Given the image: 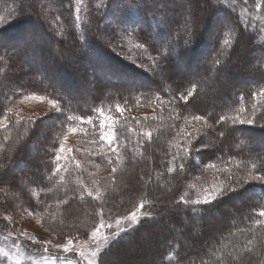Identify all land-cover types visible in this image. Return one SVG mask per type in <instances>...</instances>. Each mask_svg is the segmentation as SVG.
<instances>
[{
  "label": "trees",
  "instance_id": "16d2710c",
  "mask_svg": "<svg viewBox=\"0 0 264 264\" xmlns=\"http://www.w3.org/2000/svg\"><path fill=\"white\" fill-rule=\"evenodd\" d=\"M159 1L161 2L156 0H57L61 5L58 9L65 16L69 26L62 27L66 33L64 36L69 38L76 49L74 58L81 61L78 64L74 62L72 65L67 62L59 63L55 73H59L61 77L57 80L50 72H46L45 75L37 70L40 66L46 69L52 47L42 45L37 48V51H29L24 48H15L13 43H5L8 38L13 40L16 38L14 33L20 25L31 21L26 19L24 14L19 15V11L22 10L20 4L13 6L9 0H0V37L3 38L0 44L6 45L0 46V57H3L0 59V164L9 165L14 160L18 164H23L22 155L26 145H29L30 133L32 132L31 136H35L34 129L45 122H51L55 126L61 125L55 136L49 134V139L45 140L46 148L41 154H37L40 160L43 155L44 162L41 166L39 164V169L35 167L34 178L39 180V184L47 181L49 190L60 189L62 197L67 199L65 204L71 202L69 195L76 194L80 196V206L103 205L106 217H109L107 213L111 208L109 219H112L115 211H119L122 216L128 213V208L134 207L137 203V198H134L130 204L127 201L118 202L124 188L119 184L116 186L115 178L119 174L122 179L121 175L130 166L134 167L149 155L150 158L159 160L158 164L154 162L155 169L146 178V189L150 187V190L154 192L153 197L147 195L149 193L147 190V194L145 193L150 198L151 209L154 211L151 215L154 219L143 222L138 231L133 232L121 241L120 245H117L118 247L124 243L128 245V247L124 245L121 247V255L125 251L123 248H132V245L140 242L141 239H138L141 236L148 235L150 225L161 219L157 212L163 208L164 202L160 199L167 197L173 208L169 213L179 218L183 217L186 229L195 227L193 232L189 233L181 227L180 231L174 230L168 241L162 240L165 245L157 247L156 256L161 253V258H157L158 261L155 264H264V218L257 216L264 207V194H262L264 182L252 181L249 178L245 186L250 184L251 188L240 197L229 194L217 197L210 205L192 203L197 200L202 202L209 192H219L221 188L228 189L229 186L235 187L234 182L246 175L253 162L259 165L260 159L257 155L264 159V148L259 149L256 147L259 145H253L254 142L264 145L261 142L264 141V129L260 127L264 125V118H261L264 117V94H258L264 89V75L257 70L264 69V0H260L258 4L255 0L252 3L248 1L249 11L244 10L247 7L241 6L238 0H211L213 7L207 8L208 11L211 14H224L225 22L215 26L209 46L207 40L203 41L201 37L202 27L197 21L189 25L187 39L183 37L181 39L180 35H184L186 27L177 30V27L172 25V22L180 16L173 9L169 10L170 0ZM159 4L169 12L172 11L170 15L165 13ZM238 6L239 11L234 12ZM114 12L117 15L113 14ZM55 13L54 15L57 16ZM95 13H98L100 18L95 16ZM98 18L101 28L98 26L99 29L96 31L94 22ZM44 22L43 24L47 25L46 19ZM148 24L154 28L155 34H152L149 28H145ZM48 28L54 34L55 45L60 44L61 40L65 41L63 36L55 35V28L53 29L49 23ZM31 29V34L39 35L38 30ZM241 33L251 38L250 48H257V54L253 57L256 61L252 64L255 67L252 76L260 80L258 82L239 81L240 85L234 88V91L228 93L229 90H227L224 94L220 92L216 94L212 92L216 87L214 84L222 83L220 75H226L223 70L233 57L239 41L237 37H240ZM100 34L105 36L102 37L105 41L100 38ZM129 35L130 38H128ZM189 37H191L190 43L185 47V40ZM169 43L175 44L174 50H177L173 61L177 60L181 63L189 59L186 55L190 52V58H193L192 55H195L203 44L207 48V61L204 65L207 66V71L212 69L213 75H218L217 82L215 77L208 79L206 76L209 73L203 72L202 69L194 76L187 74L185 70L186 67L189 68L188 61L183 63L185 66L182 65L180 69H176L177 64L174 65L172 62L174 51L172 52ZM137 45H143V47H137ZM84 47H88L89 53L96 60L101 59L102 63L109 62L106 65L111 70L125 72L122 74L128 72L131 75L139 74L149 84L136 85L135 88L128 89L127 86L123 87L127 82L119 79H112L106 83L97 74H91L86 69L85 66L89 62L83 59ZM153 58L159 62V68L156 71H154ZM216 59L220 60L219 64L214 63ZM36 62L40 65H36ZM202 66L203 64L198 69ZM24 69L23 74L29 75L22 79L23 75L22 73L19 75V71ZM79 71H82L84 75L77 76L75 72ZM229 73L233 72L229 70L227 74ZM244 76L246 79L247 75ZM152 78L155 79L152 80ZM56 80L58 84L55 83ZM3 81H7L6 85L2 84ZM225 81V84H228V79ZM48 84H54L55 87L46 88ZM193 86H195L194 94L188 97V102L185 103L180 97L193 90ZM82 87L87 92L82 94ZM26 95L40 96L57 102L64 115L60 116L59 113L54 112L45 119L23 117L16 121L10 118L14 103ZM209 95L219 98L220 101L218 100L216 107L206 106V98ZM157 96L159 100L156 99ZM117 104L124 109L122 114L116 111ZM143 108H147L149 112L134 115ZM97 109L103 110V116L96 111ZM153 110L152 114L150 111ZM108 115L115 121L113 130L119 145L113 146L117 147L119 163H117L116 153L109 152L107 142L100 140L99 120ZM253 115L256 117L255 125H241L239 122L233 125L231 120L217 123L220 116H239L241 119H246ZM53 116H59V119H53ZM68 116L73 119L68 120ZM195 116L206 119L195 120L193 119ZM88 117H92L96 123L95 130L91 124L86 123ZM82 120L85 122L82 123ZM105 124L108 126L106 120ZM69 128H77L86 141L84 143L87 147L82 154L83 157H80L74 148L69 149L67 156L59 155L60 135ZM154 128L158 129L151 133ZM239 129H251V132L242 133ZM221 131L225 132L224 136L219 135ZM148 133L151 134L150 137ZM207 139V143L201 144ZM159 141H162V145H158ZM35 145L28 147L34 146L36 151L41 146L39 143V147L37 143ZM153 147L155 151H149ZM57 155L60 157L59 161L56 159ZM109 159L112 163L108 162ZM181 163L184 164L182 170L179 167ZM27 165L30 166L28 163ZM113 167L117 169L115 174L112 173ZM169 168L173 170L170 172ZM9 185L13 189L12 192L21 193L20 195L25 199L21 202L23 205L20 202L14 205V202L4 200L3 196L10 191V188L0 183V188L5 189L0 192V206L6 203L7 211L5 212H11L22 220L38 208L40 218H59L58 203L38 204L33 192L27 193L25 189H21L22 187L15 188L14 180H11ZM114 189H118V192L113 195ZM88 191H92L93 197L99 192L102 200L89 197ZM125 192L129 193L126 188ZM181 197L189 203H183ZM21 199L20 197V201ZM233 200L236 204L238 203V206L231 203ZM30 203L33 205H29ZM226 203L227 207L235 210L232 213L233 218L224 216V213L228 211L221 206ZM18 205L22 207L20 213L15 210ZM245 205L246 212L241 216L239 208L243 209L242 206ZM219 208H221L220 211ZM84 217L86 221L80 217V221L73 222L77 229L71 228V233L69 230L61 236H56L55 232L51 233L52 241L63 243L69 238L85 236L83 233H87L99 219L96 213L92 216L84 213ZM256 218L261 219V226L254 223ZM175 220L170 221L171 225ZM215 221H217L216 227L213 226ZM13 223L18 224L14 221ZM20 226L25 233L26 229ZM5 227V223L0 218V250L2 252L8 246L16 244L14 237L4 239L2 232ZM206 235L208 237L205 238V243L201 245L192 243ZM26 243L27 241H23L22 247L25 248ZM42 244L44 246L46 243L42 242ZM45 252L47 253L48 250ZM235 257L240 259H234ZM154 261L144 255L138 264H151ZM0 264L33 263L17 262L8 255L0 254Z\"/></svg>",
  "mask_w": 264,
  "mask_h": 264
},
{
  "label": "rangeland",
  "instance_id": "374dc122",
  "mask_svg": "<svg viewBox=\"0 0 264 264\" xmlns=\"http://www.w3.org/2000/svg\"><path fill=\"white\" fill-rule=\"evenodd\" d=\"M156 1L161 2L159 0H156ZM248 1L250 3L254 2V0H238V3L241 6L247 7L244 10L249 11ZM255 1H256V4L261 2L260 0H255ZM9 2L13 3L12 4L13 6L14 5L17 6L18 4H20V7H22V10L19 11V15L24 14L25 18L30 20L31 22L26 23L24 25L23 24L20 25V27L17 28V32L14 33V36L17 39L15 38L13 40L11 38H8L6 39L7 41L5 43H13L15 45V48H20V49L24 48V50H29V51H32V50L37 51V48L42 45L52 47L53 49L52 53L48 56L46 72H50L51 75L53 77L55 76L57 80H59V77H61L59 73L57 72L55 73L56 68L59 63L67 62L69 63V65H72L74 62H76L77 64L81 62L80 60H76L74 58V53L76 49L73 47V45L69 41V38L64 36L66 35V33L63 31L62 27H66L67 22L65 20V16H63L58 9V8H61V5L60 3L57 2V0H54V1L53 0H9ZM210 3H211V0H210ZM159 5H160V8H163L161 4ZM169 7H168L169 10L173 9L180 16L176 19V21L172 22V25L175 28L177 27V30L178 29L181 30L183 27H186V32L184 33V35L183 36L180 35L181 39L182 37L183 39H187L188 34H189V25L191 23L195 24L197 21L200 27H202L201 37L203 38V41L207 40V45L209 46L210 44L209 42H212V36L214 34L215 26L223 24L225 22L224 14L222 13L211 14L208 11L207 6L205 5H201L199 8L193 9L194 17L187 15L186 9H188L189 6L185 4L184 0H170ZM174 8H176V10ZM169 10H166L165 8H163V11H165V13L170 15L172 11L169 12ZM241 10H243V8ZM237 11H239V6L237 9L234 10V12H237ZM54 13L57 16H55ZM113 14L117 15L116 12H114ZM245 15H249V14H245ZM95 16H99V14L95 13ZM99 18L94 22V28L96 29V31L99 28H101V24L99 23ZM45 19H46L47 25L43 24ZM50 20H52V22ZM48 23L52 26L53 29L55 28V33H56L55 35L58 37L59 35L63 36L65 41L61 40L60 44H57V45L53 43L54 34L48 28ZM31 28L38 30L39 35L31 34V30H32ZM145 28H149L152 34H155V30L151 26V24L146 25ZM102 37H105V36L100 34V38ZM130 37L131 36L129 35L128 38ZM133 37L134 36L132 34V39ZM250 39L251 38H249V36H245V35H243L239 39L235 52L233 51L234 54H233L232 59L230 61L228 60L230 62L229 65L226 66L228 62L225 64L226 68L223 71H225L226 75H220L221 82L224 84L222 83H220L219 85L217 83L214 84L216 87L214 88L212 92L216 94L219 92L224 94L227 90H229L228 93H230L234 88L240 85L239 81L246 80L247 82H251L254 80L255 82H258L260 80L259 78L252 76L254 72L253 69L255 68L252 65L254 61L253 57L254 55L257 54V48L256 47L250 48ZM102 40L105 41L103 38ZM88 45L92 46L91 43H88ZM168 45L169 47H171L172 52L174 51L172 53V62L174 63V65L177 64V66H175L176 69H180V66H182L183 63L185 64L188 61L187 64L189 68L186 67V70H185L187 74H191L192 76H194L196 72L202 69L204 70L203 72L209 73L206 76L208 79L210 78L212 79L213 77H215V80L217 82L218 75L214 76L212 69L210 71H207L208 68L207 66L204 65L207 61V52H206L207 48H205L203 44L196 51L195 55L194 54L192 55L193 58H190L191 52L189 53V55H186V57L189 59H187L185 62L183 61V63L177 62V60L173 61V58H176L173 56L176 55L177 50H174L175 44L173 45V43H169ZM83 59L89 62L85 66L86 69H88L91 74H97L98 77L101 80H105L106 83L112 79H119V80L127 82L123 87L125 88L127 86L128 89L135 88L136 85L144 86L145 84H149L145 82L146 81L145 78H143L139 74L131 75L128 71H127L128 72L127 74H122L125 72H120V70L119 71L113 70V69L111 70L110 67L106 65L109 62L102 63L103 61H101V59L100 61L96 60L93 57V55L89 53L88 47L83 48ZM172 62L170 61V63ZM201 64H203L202 68L198 69L199 66H201ZM36 65H40L39 62H36ZM229 70L232 71L233 73L227 74ZM19 72H20L19 75L21 73L23 75L21 77L22 79H24V77H27L29 75L27 73L23 74L25 72V69ZM75 74L79 77L84 75L82 71L75 72ZM245 74L247 75L246 79H244ZM154 79L155 78H152V80ZM226 79H228L229 86L228 84H225ZM57 80L55 81L56 84H58ZM159 80L161 81V79ZM6 82L7 81L5 82L3 81L2 84L6 85L5 84ZM151 83L153 85V82ZM69 85L71 84L69 83ZM85 92H87V90L82 87L81 93L83 94ZM218 100L219 98L214 97V95L212 96L209 95L206 98V103H207L206 106L209 108L216 107V104L220 101ZM153 107L155 108L154 105ZM54 112H55V109L53 108V101L46 100L45 98L40 97V96H35V95L27 96L26 95L22 97L21 99H19L16 103H14L9 117L14 118L16 121H19V119L23 117H30L33 119H38L39 117H42L43 119H45L47 116L51 115ZM148 112L149 111L147 108H143L137 111L134 115L137 116V115H141V113L146 114ZM150 112H152L153 114L154 110ZM202 118L206 119L204 117ZM113 121H114L113 119L106 120L108 126L105 127L104 131H109V132L113 131V125H114ZM60 126L61 125L55 126L51 122H45L39 128H35L34 129L35 136H31L32 132L30 133V140L28 144L35 145V143H37V146H38V143H39L41 146L40 147L38 146L39 148H37V150L35 151L34 146L28 147L29 145H26V148L24 149L25 150L24 154L22 155L23 164L21 163L18 164L15 160L11 164H9L10 167L14 168V171L11 172L9 176L5 177L6 181L14 180L15 188L20 189L22 187L21 189H25L27 193L33 192L34 195L36 196L38 204L45 205L48 203L49 204L58 203L59 205V218L58 219H54L51 217L40 218L41 214H40L39 209L37 208V209H34L36 212L35 211L32 212V214L34 215L29 214L26 216L25 219H22V220H20V217L15 216L11 212H5L7 211L6 203L3 204V206H0V210H1L0 218L3 220V223H5V226H6L2 232L5 237L4 239L13 238V237L16 239V244L8 246L6 249H4V252L7 253L8 257L10 258L12 257V259L17 262L30 261L33 264H77V261H79V264H87L86 260H84L81 257H78L74 252L72 251L64 252L62 248H57V244H66L67 241L63 243H54L52 241L51 233L55 232L56 236H61V234H65L68 230L71 233V228L77 229V226L75 225V223H73L74 221H80L79 220L80 217H82L83 221H86V218L84 217V213L90 216L96 213V216L99 219L97 224H99L100 218L98 216V212H99L100 206L96 207L94 204L87 205L86 207L80 206L79 205L80 196L76 194L69 195V200L71 202H69V204H65L64 202L67 201V199L62 197V192L60 189L51 188L49 190L50 186L47 181H42L39 184V180L37 178H34V175H35L34 173L36 170L35 167H38L37 169H39V164L41 166L42 163L44 162L43 155H41L42 160H40L39 158H37V154H41L43 152V149L46 148L45 140L49 139V134L50 136H55V133L59 131ZM70 129H75V131H72ZM157 129L158 128H154L151 131V133L155 132ZM60 137L61 138L58 144V151H59L60 156L63 157L62 154H64L65 156L69 155V149L74 148V150L77 153H79V156L83 157L82 154L84 153L85 148L87 147L86 143H84L86 141L79 134L77 128H69L68 130H66V132L64 131L60 135ZM207 142H208V139L202 141L201 144H205ZM261 142L264 143V141H261ZM158 145H162V141H159ZM253 145H259V146H256V147H259V149L264 148V145H260L255 142L253 143ZM208 148H209V145L207 146V149ZM149 151H155V148L154 147L150 148ZM154 162L158 164L159 160L154 157L150 158V156L147 155V158L142 159L138 164H135L134 167L133 165L130 166L127 169V171H125L121 175L122 179L119 177V174L117 175V178H115L116 186L119 184L121 185V187L123 186L124 188L122 192L120 193L121 196L118 199L119 203H123L127 201L130 204L131 202H133L134 198H137L136 205L134 207L128 208V213L131 211H134L136 209V206H138L141 201H144L146 210L149 213L154 214L153 209H151V201H149L150 198H148L147 196L149 195L153 197L154 192L150 190L149 184H148L149 188L146 189L147 187L146 178L155 169ZM27 163L30 164V166L27 165ZM67 166H69V164H67ZM102 169L103 167L101 168V170ZM7 186H8V189L10 188V191L6 195L3 196L4 200H7V201L10 200V202H14V205H17L19 204V202L21 203L24 201L23 199L25 198L22 195H20L21 193L12 192L11 191L13 190L12 187L10 185H7ZM125 188L126 190L129 191V193L127 192L124 193ZM146 190L149 192L148 194L146 193ZM113 191H114L113 193L114 195L116 192H118V189H114ZM49 194H53L54 196H50ZM20 197L22 198L21 201H20ZM65 197H67V195ZM116 197H118V195ZM113 198L115 199V197ZM165 198L166 199H162V198L160 199V201L164 202V204H163V208L158 210L157 212V214L159 215V219L160 218L161 219L155 224L150 225L151 229L150 231H148L147 233L148 235L141 236L138 239V240L141 239L140 242H137L134 245H132V248H126V247L123 248L125 249V251L122 255L120 254L121 247H124V246L128 247V245H125L126 243H124L121 245V247L120 246L115 247L108 254V256L105 257V260L108 261L109 264L112 260H118L122 262V264H138V262L141 260V257L144 255H146L147 257H150L151 261L155 260L154 263L153 262L151 263V264H155L158 261L157 258L158 259L161 258V253H159L158 256H156L157 247H161L165 245V242L162 240L168 241L169 236L174 232V230L180 231L182 230L181 227L183 229H186V225L184 223L183 217L179 218L178 216H175L174 214L171 215V213H169V211L173 209L171 207L172 203L169 201L167 197ZM231 203L235 206H238L237 205L238 203L236 204L235 200H233ZM31 204L33 205V203H30L29 205ZM105 204H109V203L107 202ZM21 205H23V203H21ZM221 208L228 211L226 214L224 213V216L233 218L232 213H234L235 210H232L231 208L227 207V203L223 204ZM221 208H219V211ZM242 208L243 209L239 208V213L241 214V216H243V214L246 212L245 210L246 205L242 206ZM15 210L20 213V211L22 210V207L18 205L15 207ZM114 214L115 216H112L111 217L112 219H109V217H106V219H109L111 222H113V228H115V223H114L115 219L120 217L121 213L119 211H115ZM127 214H124L122 216H126ZM14 219H17V220H14ZM173 219H176V220L174 224L171 225L170 221ZM13 221L18 224L17 225L14 224ZM215 223H217V221H215L213 225L216 227ZM20 225H22L26 229L25 233L23 232L22 230L23 228H21ZM194 227L195 226L189 227L186 230L188 231V233L193 232ZM92 229L93 227L90 228L87 233L90 234ZM104 231H107V230H104ZM207 237L208 235H206L205 237L201 236L200 239L195 240L192 243L201 245L202 243H205V238ZM86 239H87L86 236L77 237L73 239V244L75 245L76 248L79 249V244L83 243ZM23 241H27L25 248L22 247ZM42 242H45L46 244L43 246V244L41 245ZM187 244L190 245L189 242H187ZM45 248H47L48 250L47 253L44 251ZM80 250L88 252L90 251V247L89 245H85V248L80 249Z\"/></svg>",
  "mask_w": 264,
  "mask_h": 264
},
{
  "label": "snow or ice",
  "instance_id": "6c2138e0",
  "mask_svg": "<svg viewBox=\"0 0 264 264\" xmlns=\"http://www.w3.org/2000/svg\"><path fill=\"white\" fill-rule=\"evenodd\" d=\"M185 4L188 5V9H186L188 16L194 17V8H199L201 5L207 6V8H212L213 5L210 3V0H184ZM187 23V21H186ZM194 34V33H193ZM243 36V33H241L240 37H237V40H239ZM2 37H0V41H2ZM191 37H189L188 40H185V47L188 46L190 43ZM0 46H6L3 44H0ZM137 47H143V45H137ZM154 50H156L154 48ZM147 51V49H145ZM218 55H222V53H218ZM167 59L168 57H164ZM0 59H3V57H0ZM153 65L154 71H156L159 68V62L156 58H153ZM215 64H219L220 60L216 59L214 60ZM41 74L46 75V69L43 66H40L37 69ZM258 71H261L262 75H264V69H257ZM51 79V77H48ZM47 87H55L54 84H48ZM195 91V86H193V90L188 91L187 95H181V99L185 101V103L188 102V97L192 96ZM258 94H264V89L261 90ZM157 100H159V97H156ZM53 108L55 109L56 113H59L60 116L64 115V112L61 110V107L59 104L55 101H53ZM96 111L99 112L101 116H103V110L97 109ZM116 111L118 113H123L124 109L120 107L119 104L116 105ZM53 119H59V116H53ZM264 118V117H261ZM68 120H72L73 117L68 116ZM113 118L111 116L105 117L104 119L99 120V128L101 129L99 135L101 141H106L108 144V149L110 153H116V159L117 163H119V153L117 152V147L119 145L118 139L116 137L115 131H103L106 127L105 120H112ZM195 120H201L203 119L200 116L193 117ZM228 120H231V122L236 124L239 122L241 125H255L256 124V117L255 115L250 116L246 119H241L239 116L237 117H226V116H220L217 123H225ZM85 122L82 120V123ZM115 123V121H113ZM206 122V121H205ZM86 123L91 124L93 127V130L97 127L96 123H94L92 117H88L86 120ZM262 129H264V125H260ZM72 131H75V129H70ZM235 130V129H232ZM242 133H249L251 132V129H239ZM149 137L151 136L150 133L147 134ZM220 136H224L225 132L221 131L219 133ZM116 144L117 147H114L113 145ZM257 158L260 159L259 165L255 162L251 164V168L247 171L246 175L242 177L241 179H237L235 183V187L229 186L228 189L221 188L219 192H209L205 199L201 202L199 200L192 202L193 204H205L210 205L217 197L224 196V195H234L236 197H240L244 195L245 192H248L251 188V185L249 184L247 187L245 186L248 182V179L250 178L252 181H261L264 182V159H261L259 155H257ZM57 161H59L60 157L57 155L56 157ZM175 160V157H173ZM109 163H112V160L109 159ZM180 169L182 170L184 168V164L181 163L179 165ZM247 167V166H245ZM172 168H169L168 171H172ZM14 171V168L10 167L8 164H0V183H4L6 186L11 183V180H5L6 176H9L11 172ZM117 169L115 167L112 168V173L115 174ZM261 173L260 175H257L256 173ZM114 178V177H113ZM5 191L4 188H0V192ZM262 194H264V190H262ZM87 195L89 197H92L96 200H102L101 194L98 192L96 196L93 197L92 191H88ZM81 199H83V195H81ZM181 201L185 204L189 203L187 200L184 199V197H181ZM67 201H65L66 203ZM106 203V202H104ZM112 212V209H108L107 216L110 217ZM98 216L100 218V222L97 225L93 226V229L90 234L83 233L87 237V239L79 244V249L75 247L73 244V239L75 238H69L67 240L66 244H57V248H62L64 252L72 251L74 252L78 257L83 258L87 261V264H109L108 261L105 260V257L108 256V254L117 246L120 245L121 241H123L127 236L131 235L133 232H136L139 230V227L142 226L143 222L152 221L154 217H152L151 213H149L145 208V202L141 201L138 206H136V209L134 211L129 212L126 216H120L115 219V228H113V222H111L109 219H106V213L104 207L101 205L99 207ZM258 217L264 218V207L261 208V210L257 213ZM254 223L257 226L262 225V221L259 218H256L254 220ZM107 230V231H104ZM79 242V241H78ZM251 243V241H249ZM85 245H89L90 251L85 252L80 249H84ZM47 251V249H45ZM248 251H251V249H248ZM0 254L7 255L6 252H2L0 250ZM234 259H240V257H235ZM77 264H79V261H77ZM110 264H122V262L118 260H112Z\"/></svg>",
  "mask_w": 264,
  "mask_h": 264
}]
</instances>
